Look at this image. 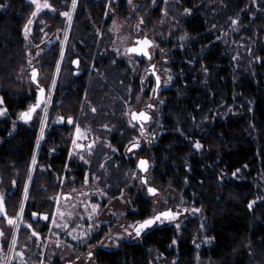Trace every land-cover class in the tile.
I'll return each instance as SVG.
<instances>
[{
	"label": "trees",
	"instance_id": "obj_1",
	"mask_svg": "<svg viewBox=\"0 0 264 264\" xmlns=\"http://www.w3.org/2000/svg\"><path fill=\"white\" fill-rule=\"evenodd\" d=\"M56 1L51 0L53 6ZM253 1L179 0L182 9H191L185 23L189 39L173 64L176 83L162 94L167 130L153 148L155 174L161 180L173 178L180 187L186 186L183 197L202 215L188 220L180 231L174 226L154 227L138 243H124L115 251L101 250L97 255L99 264H158L155 257H164V262L171 264H264V0ZM112 4L120 2L113 0ZM0 5H4L0 7V97L7 110V117L0 119V195L3 194L7 216L13 218L25 200L24 221L32 226L31 230L44 235L52 215L51 197L59 192L67 164V135L76 120L81 128L97 125L101 132L108 125L112 128L111 142L120 152L137 132L126 125L124 106L119 103L110 104L106 116L105 110L98 116L87 106L79 111L85 90L96 96L97 106L111 86H105L106 82L97 75L87 84L86 63L82 75L74 77L73 61L80 53L90 59L94 51L95 35L91 20L86 18L80 21V37L75 30L72 32L70 42L74 47H68L57 86L58 103L50 112V118L65 117L64 129L53 126L39 149L35 129L19 126L9 138L11 123L28 100L22 80L29 65L24 25L35 8L27 0H0ZM92 9L95 23L100 24L104 6L96 4ZM124 9L122 6L121 16L125 15ZM154 13L157 18L158 10ZM38 19L50 25L51 32L63 23L58 12L40 14ZM232 19L240 27L234 37H242L244 47L234 49L215 42L206 48L213 35L227 28ZM40 29L36 26L32 33L35 44L40 41ZM80 40L85 44H79ZM57 56L55 46L41 57V73H53ZM233 56L240 61L234 63ZM101 59L98 57V62L105 67ZM231 106L234 110L228 111ZM68 116L75 121L70 127ZM59 129L65 132H58ZM197 140L203 145L199 152L193 146ZM35 153L36 166L30 178ZM99 154L98 149L91 157L89 154V166L83 162H72L71 166L78 175L90 171L103 185L107 168L110 165L114 169L116 163ZM237 169L242 178L233 179L230 176ZM103 186L110 196L120 192L115 185H110V189L108 184ZM251 201L255 203L249 208ZM135 205L138 210L131 218L141 220L150 215L149 202L138 199ZM33 212L47 214L48 222H33ZM2 216L5 217L3 213ZM22 235L27 237L28 231ZM205 237L214 239L205 242ZM200 242L202 245L197 247Z\"/></svg>",
	"mask_w": 264,
	"mask_h": 264
},
{
	"label": "rangeland",
	"instance_id": "obj_2",
	"mask_svg": "<svg viewBox=\"0 0 264 264\" xmlns=\"http://www.w3.org/2000/svg\"><path fill=\"white\" fill-rule=\"evenodd\" d=\"M27 1L31 3V0ZM112 1L110 3L109 0H77L76 8L72 9V0H57L55 6L52 5L51 0H47L52 5V8H43L36 17H31L33 20V23L29 25L31 31L27 36L24 34L28 49L29 65L24 70L22 77L27 88L26 96L28 98L23 111L36 101L39 87L45 89L44 99L50 101V103H47L45 107L42 102L41 107L36 110V113L39 115L34 113L31 121L18 120V114L11 123L8 137H13L17 133L19 126L35 129L39 137L41 120L45 112H47V120L44 121V136L37 143L36 149H39L46 136H48L53 126H55L57 118H50V112L53 105L58 103V101H55L59 99L57 86L66 60L68 47L70 49L74 47L70 42L73 35L72 32L75 30L76 36L80 37L79 34L82 31L79 28L81 25L80 21L82 22L83 19L87 18L91 20L92 30L95 35V46L90 59H87L86 54L80 53V63L77 70L81 71L82 75L84 69L82 66L86 63L88 64L87 84L97 75L106 82L105 86H111L108 92L102 94L100 97L101 104L97 106L94 104L96 103V96L93 94L89 95L87 90H85L79 111L81 113L82 109L87 106L91 113L102 116V112L105 110V115L106 108L110 104L119 103L120 107L121 105L124 106V116L127 119L126 125L137 132L129 140L131 141L135 137H139L141 148L138 151L134 150L133 154H129L127 152V148L130 146L128 141L123 152H120L116 145L111 142L110 135L112 128L108 125L107 128H102V132L101 127L98 130L97 125L85 128L80 127L82 136L77 137L75 135V126L76 124L79 125V119H77L74 126L69 128V134L67 133L70 142L69 153L71 152V155L68 153L64 175L60 180L59 192L55 197H51L53 209L46 234L33 235L34 231L24 221L26 202L23 200V216L17 221L19 227L9 225L7 218L4 216H2L4 218H0V228L4 232L0 264H68V261H72L73 264H99L97 259L99 251H115L124 243H138L141 241V238H134L132 230H130L132 231V235L129 236L123 233V228L121 227L122 225L127 226L132 224L133 221H137L130 216L137 213L138 209L135 201L138 199L149 202L152 207L150 215L153 214L154 209L155 211L172 209L173 211L180 212L178 219L167 224V226H174L175 228L179 224L178 231L181 230L188 220L202 215L201 210L199 212L192 211L197 208L183 197V191L186 186L180 187L179 183H177L178 181L173 178H167L165 181L161 180L155 174L157 164L155 163L153 153V148L157 146L160 136L167 130L163 122L162 111L165 105V97L162 94L165 91L173 89L176 83L177 75L173 69V64L176 63L177 53L181 52L184 48L183 46L188 44L189 32L185 27V23L191 12L185 13V8L182 9L179 0H167V3H165V0H157L155 5L153 4V0H132V4L135 7L130 6L128 0H118L120 4L116 6H113ZM43 2L44 0H40L41 4ZM96 4L104 6L100 24H96L95 18H93L92 8ZM33 6L35 8V5ZM122 6L126 8L124 9V16L119 14ZM162 9H166V13L161 11ZM155 10L159 12L157 13V18H155ZM57 12L59 17L63 19L62 27L51 32V26L47 25L42 19H38V17L43 13L54 15ZM63 12H70L71 20L67 16L61 15ZM106 12L107 15H105ZM141 18L144 19L145 23L140 25L138 30L135 25L139 23ZM114 20L116 21L115 25L113 24ZM36 26L41 28L40 41L37 44L34 43V36L32 34ZM239 29L240 27L237 24L231 22L227 28L213 35L206 48L215 42H222L225 46L233 47L234 49L243 48L244 44L241 43L242 37H236V39L234 37V34ZM145 36L155 41L157 45L155 47L150 46L148 49L151 55L150 60L142 54L126 52L128 47L136 45L137 38L142 39ZM181 37H184V39H181ZM79 44L83 45L85 43L80 40ZM55 46L58 47V56L53 73L51 75L41 73V57ZM117 50H119L120 55H117ZM86 53L88 52L86 51ZM98 57L99 59L102 58L101 60L105 67L98 62ZM232 60L234 63L240 61L235 56L232 57ZM151 65L155 66V72L160 77L158 97L156 99H154L153 92L155 85L154 75L151 72L147 73ZM33 68L37 70V85L31 78ZM115 81L119 84L118 86H115ZM165 81H168V83L165 84ZM114 88L115 90L112 91ZM147 104H153L155 111L151 113V122L145 127L146 132L142 134L136 125L129 124V114L132 110L139 111L145 109ZM0 108H4L2 104H0ZM93 108L96 109L95 112L92 111ZM229 110L233 111L234 106L229 107ZM6 117L7 112L5 115H0V119H5ZM14 121L16 122L15 128H13ZM63 129H59L58 132H65ZM114 130L115 128H113ZM153 136L155 137L153 138ZM73 139L76 140L80 147H76L72 143ZM97 149L100 150L99 157L114 160L116 163L113 167L114 169H111L109 165L106 170V179L104 180L105 177L103 178V185L106 184L107 186L108 184L109 189L110 185L120 187V192L115 196H110L107 189H104L105 186L100 183V178L96 179V176L92 175L90 171L87 170L83 175H78L77 169L71 166L72 162H83L89 166L90 161H88V156L90 154L91 157V153L96 154ZM201 149H195V151L199 152ZM106 151L109 153L106 154ZM141 157L145 158L149 164L148 171L145 174L149 184L161 190L155 196H150L147 193V185H143L139 179L141 174L136 169V162ZM36 159L37 154L35 153V161ZM130 160L132 161L131 164ZM35 166L36 162L33 164L32 161L30 178L34 174ZM134 171L137 173L136 176L132 174ZM235 173V175L232 174L230 177L233 179L242 178V172ZM86 177L87 183L85 182ZM101 190L106 195H102ZM121 192L123 193L122 197ZM93 205L100 206L96 213L92 212ZM53 220L55 223H53ZM65 224L67 225L66 228L64 227ZM89 225H92L91 229H89ZM25 230L29 234L27 237L22 235ZM109 230L114 234L113 240L105 238V234ZM85 232L89 233V235H82ZM68 233H72V235H68ZM117 233L122 234L119 237L118 244L115 237ZM73 236H77L79 239H73ZM13 237H15L14 245ZM102 239L105 245L103 247L97 244ZM56 241L60 242L59 245H57ZM202 243L200 242L199 246ZM89 250L94 253L92 258L87 257ZM19 253H23V256L21 257ZM76 257H79L77 262L74 261ZM163 258L155 257L159 261L157 262L158 264H171L170 262H164Z\"/></svg>",
	"mask_w": 264,
	"mask_h": 264
},
{
	"label": "snow or ice",
	"instance_id": "obj_3",
	"mask_svg": "<svg viewBox=\"0 0 264 264\" xmlns=\"http://www.w3.org/2000/svg\"><path fill=\"white\" fill-rule=\"evenodd\" d=\"M109 2L111 3V0H109ZM156 3H157V0H153V4L155 5ZM165 3H167V0H165ZM31 4L35 5V10L31 13V17H36L37 14L43 8H52V5L49 4L47 2V0H44L43 4L40 3V0H31ZM128 4L130 6H132V7H135L132 4V0H128ZM76 6H77V0H72V9H75ZM0 7H4V5H0ZM161 11H164L166 13V9H162ZM184 12L185 13H190L191 9L185 8ZM61 15L67 16L68 19L71 20V13L70 12H63V13H61ZM105 15H107V12L105 13ZM31 17L28 19L27 23L24 25V34H25V36H27L28 33L31 31V28L29 27V25H31L33 23V20H32ZM144 23H145L144 19L141 18L139 23L137 25H135V27L139 30L140 25H142ZM232 23L236 24V20H233ZM113 24L114 25L116 24L115 20L113 21ZM213 27H215V26H213ZM181 39H184V37H181ZM150 46L151 47H155L157 45L155 44V41L150 40V39L147 38V36H145L144 38L139 39L137 41V46L128 47L126 49V52L139 53V54H142L144 56H147L149 58V60H150L151 59V55H150V52L148 51ZM117 55H120L119 50H117ZM257 59H259V57H257ZM73 63L74 64H78L79 61L78 60H74ZM151 68L153 70V74H155V66L151 65ZM57 70H58V68H57ZM205 71H207V69H205ZM31 78L34 81H37V70L35 68L32 69V77ZM169 79H171V77H169ZM37 83H38V81H37ZM53 83H55V81H53ZM164 83L167 84L168 81H165ZM156 84H157V89H158L159 85H160V77L158 75L156 76ZM157 89H154V91H156ZM44 92H45V89L43 87H39L38 88V93L39 94L37 95L36 101L34 103L30 104L25 111H21L19 113V115L17 117L18 120H22V121H25V122L31 121L33 119V114L36 113V110L41 107V103L42 102L44 103L45 107H46L47 103H50V101H47V100L44 99ZM3 103H4V99H3V97H0V104H3ZM146 107L147 108H152V107H154V105L153 104H148V105H146ZM6 111H7L6 109L0 108V115H5ZM92 111L95 112L96 109L93 108ZM36 114L39 115L38 113H36ZM130 114H131V119L129 120V124L133 125L134 121L141 122L140 123V129H141V133L143 134V130H144V123L143 122L148 121L150 119L149 114L146 111H139V112L132 111ZM58 119L60 121H64L65 117L64 116H60V117H58ZM66 119H67L68 124H74V122H75L74 118L71 117V116H68ZM45 120H47V112H45V115H44L43 119L41 120L40 136L37 138V143H39L40 139H43L44 127H45L44 121ZM15 126H16V122L14 121L13 122V128H15ZM133 126H135V125H133ZM104 127L107 128L108 126L104 125ZM75 135L77 137H81L82 136V132H81L80 126L78 124H76V126H75ZM72 143L76 147H80V145L77 144L75 139H73ZM129 145L130 146L127 148V152L129 154H133L134 150L140 149L141 148V144H140L139 137H135L133 140L129 141ZM193 146L197 150H199V149H201L203 147V145L200 143L199 140L195 141ZM69 155H71V152L69 153ZM81 159H83V157H81ZM35 162H36L35 161V155H33V164H35ZM101 167H103V165H101ZM137 167H138L139 170L147 173L148 167H149L148 161L145 158L141 157L139 159V161H138ZM236 171L239 172V169H237ZM132 174H133V176L137 175V173L135 171ZM235 174L236 173H233V175H235ZM96 179H99V177H96ZM139 179L142 181V183L144 185H147V192L149 194L155 196L157 193H159L161 191L160 189H158V188H156L154 186H151L149 184L147 176H140ZM85 182L87 183V177H86ZM13 183L15 184V181ZM101 194L102 195H106V193H104L102 190H101ZM27 195H28L27 185H25V199H27ZM122 196H123V193L121 192V197ZM258 199H260V198H258ZM254 203H255V201L249 202L248 207L251 208ZM99 207H100L99 205H93L92 206V212L96 213L97 210L99 209ZM192 211L199 212L200 209L197 208V209H193ZM23 212H24V208H23V204H22L21 208H20V211L17 214V217L13 218V217L7 216V213H6L5 208H4V198H3L2 195H0V213H3L5 215L9 225H15L16 227H19V224H18L17 221H18V219L22 218ZM32 215H33V217L40 216L43 219H48V215L47 214H40V213L33 212ZM179 216H180V212L173 211L172 209H166L164 211H155V209H154L152 215H149V216H147V217H145V218H143L141 220L133 221L132 224H129L127 226H123L122 225L121 227L123 228V233H126L129 236H131L132 235V231H134L136 237H141L142 234H144L147 230L153 228V226L156 225L157 223H165V222L175 221L177 219V217H179ZM53 223H55L54 220H53ZM28 227L31 228L32 226L29 224ZM57 227H59V225H57ZM64 227L66 228L67 225L65 224ZM88 227H89V229H91L92 225H89ZM176 227L179 228L180 225L177 224ZM130 230H132V231H130ZM2 235H4V232L2 230H0V236H2ZM33 235L39 236V233L34 231ZM68 235H72V233H68ZM82 235L87 236V235H89V233L85 232V233H82ZM121 235H122L121 233L115 234L116 243L117 244L119 243V237ZM72 238L73 239H79V237H77V236H73ZM105 238L108 239V240H113L114 239V234L111 233V230H109V232L105 234ZM212 239H214V238L205 237V242H211ZM81 242H83V241H81ZM56 243H57V245H59L60 242L56 241ZM172 243L175 244L176 240L173 239ZM14 244H15V237H13V245ZM97 244L99 246H101V247L105 246L103 239L101 241H98ZM90 247H92V246H90ZM197 247H199V245H197ZM19 255L22 257L23 253H19ZM93 255H94V253L91 250H89L88 253H87V257L88 258H92ZM76 259H79V257H77ZM68 264H73V262L72 261H68Z\"/></svg>",
	"mask_w": 264,
	"mask_h": 264
},
{
	"label": "flooded vegetation",
	"instance_id": "obj_4",
	"mask_svg": "<svg viewBox=\"0 0 264 264\" xmlns=\"http://www.w3.org/2000/svg\"><path fill=\"white\" fill-rule=\"evenodd\" d=\"M139 40V38H137L136 39V45L135 46H137V41ZM81 72V71H80ZM152 73L153 74V70H152V68L151 67H149V72H147V73ZM81 75V74H80ZM154 75V79H155V85H154V89H157V84H156V76H157V73L155 72V74H153ZM158 90H159V88L156 90V91H153L154 92V99H156L157 97H158ZM148 105V104H147ZM132 111H135V112H139V111H146L148 114H149V116H150V119L148 120V121H145V122H143L144 123V130H143V133H145L146 132V129H145V127L151 122V113L153 112V111H155V106L154 107H152V108H145V109H142V110H139V111H136V110H132ZM131 111V112H132ZM130 112V113H131ZM131 119V114H129V120ZM56 122V121H55ZM140 123L141 122H139V121H134L133 122V125H136L137 126V128L140 130V132H141V129H140ZM67 124H68V122H67ZM65 125V120H64V122L62 123V125L61 126H57V127H63ZM56 126V125H55ZM70 127V126H69ZM155 136H153V138H154ZM138 151V150H137ZM140 159V158H139ZM138 159V160H139ZM136 165H137V162H136ZM137 169V168H136ZM138 171V170H137ZM64 197V196H63ZM68 197H70V196H68ZM179 217H177V219H178ZM171 222V221H170ZM170 222H165V223H157L154 227H164V226H167V224H169ZM153 227V228H154ZM0 230H2L1 228H0ZM151 230V229H150ZM150 230H147L144 234H142V236L141 237H136L135 236V233H134V231H133V233H134V238L135 239H140V238H142L148 231H150ZM3 238H4V235H2V236H0V254H2V251H3ZM133 238V239H134ZM132 239V240H133ZM77 258V257H76ZM74 259V261L75 262H77L78 261V259Z\"/></svg>",
	"mask_w": 264,
	"mask_h": 264
},
{
	"label": "water",
	"instance_id": "obj_5",
	"mask_svg": "<svg viewBox=\"0 0 264 264\" xmlns=\"http://www.w3.org/2000/svg\"><path fill=\"white\" fill-rule=\"evenodd\" d=\"M137 54H139V53H137ZM75 60H78V59H75ZM79 61V60H78ZM78 65H79V63L78 64H74V63H72V66H73V69H74V76L75 77H77V76H79L80 74H81V72L79 71V70H77V68H78ZM32 81L37 85V82L36 81H34L33 79H32ZM64 121H60L59 119H57L56 120V125H58V126H61L62 125V123H63ZM69 126H71V124H68ZM137 150H139V149H137ZM136 150V151H137ZM139 161V160H138ZM138 161H137V164H138ZM136 168H137V170L140 172V174H141V176H145V172H143V171H141V170H139L138 169V167H137V165H136ZM142 182V181H141ZM143 184V183H142ZM144 185V184H143ZM146 190H147V186H146ZM148 193V192H147ZM149 194V193H148ZM150 196H153V195H151V194H149ZM33 214V213H32ZM48 220H49V217H48V219H43L42 217H40V216H38V217H33V215H32V221L33 222H37V221H40V222H44V223H46V222H48ZM155 226V225H154ZM153 226V227H154ZM152 229V228H151ZM150 230V229H149Z\"/></svg>",
	"mask_w": 264,
	"mask_h": 264
},
{
	"label": "bare ground",
	"instance_id": "obj_6",
	"mask_svg": "<svg viewBox=\"0 0 264 264\" xmlns=\"http://www.w3.org/2000/svg\"><path fill=\"white\" fill-rule=\"evenodd\" d=\"M55 125H56V123H55ZM56 126H58V125H56ZM69 126V125H68Z\"/></svg>",
	"mask_w": 264,
	"mask_h": 264
}]
</instances>
